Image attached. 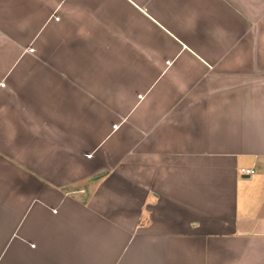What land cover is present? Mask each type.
<instances>
[{"label":"crops","instance_id":"0c3cea01","mask_svg":"<svg viewBox=\"0 0 264 264\" xmlns=\"http://www.w3.org/2000/svg\"><path fill=\"white\" fill-rule=\"evenodd\" d=\"M0 264H264V0H0Z\"/></svg>","mask_w":264,"mask_h":264},{"label":"built area","instance_id":"2783aa9c","mask_svg":"<svg viewBox=\"0 0 264 264\" xmlns=\"http://www.w3.org/2000/svg\"><path fill=\"white\" fill-rule=\"evenodd\" d=\"M240 172L242 176H250L253 174L252 170H241Z\"/></svg>","mask_w":264,"mask_h":264}]
</instances>
